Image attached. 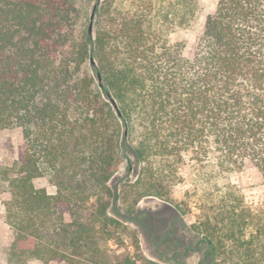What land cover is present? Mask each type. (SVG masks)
<instances>
[{
	"label": "trees",
	"instance_id": "16d2710c",
	"mask_svg": "<svg viewBox=\"0 0 264 264\" xmlns=\"http://www.w3.org/2000/svg\"><path fill=\"white\" fill-rule=\"evenodd\" d=\"M77 16L75 0H0V130L23 136L15 168L0 167L14 264H108L102 241L122 225L111 205L131 220L119 200L173 203L187 158L208 180L247 165L264 179V0H217L191 57L152 19H102L77 37ZM130 156L136 181L111 187ZM216 190L192 225L199 264H264V207Z\"/></svg>",
	"mask_w": 264,
	"mask_h": 264
},
{
	"label": "rangeland",
	"instance_id": "374dc122",
	"mask_svg": "<svg viewBox=\"0 0 264 264\" xmlns=\"http://www.w3.org/2000/svg\"><path fill=\"white\" fill-rule=\"evenodd\" d=\"M217 0H75L78 10L75 34L81 37L91 26L96 31L100 20L120 18L124 15L152 19V28L159 30L171 44L181 43L183 54L191 57L203 31L207 15ZM183 17V18H182ZM23 144L18 128L0 130V167L14 169ZM130 162L121 158L110 186L121 188L123 183H134L140 165L133 156ZM131 164V171L128 165ZM177 185L173 190V203L149 196L142 198L132 209L119 200L117 210L131 220L120 219L109 209L112 217L122 223L118 233L109 241H102L108 264H126L125 259L144 258L157 264H199L202 257L197 250L200 236L192 225L200 217L208 215V202L217 201L222 194L216 189L235 186L248 205L264 207V179L251 165L242 171L230 172L208 180V164H197L188 158L178 165ZM50 195L56 188L47 179L35 181ZM216 186V187H214ZM6 185L0 181V264L10 262V246L14 233L5 220L3 202L10 199ZM179 206V207H178ZM212 213V212H211ZM204 248V245H201ZM21 264V263H15ZM27 264H45L32 261ZM50 264H70L55 261ZM137 264H141L138 263Z\"/></svg>",
	"mask_w": 264,
	"mask_h": 264
},
{
	"label": "water",
	"instance_id": "95a60500",
	"mask_svg": "<svg viewBox=\"0 0 264 264\" xmlns=\"http://www.w3.org/2000/svg\"><path fill=\"white\" fill-rule=\"evenodd\" d=\"M91 30H92V29H91V26H90L89 31L91 32Z\"/></svg>",
	"mask_w": 264,
	"mask_h": 264
}]
</instances>
